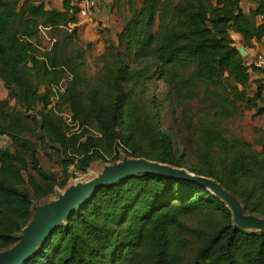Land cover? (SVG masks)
I'll return each mask as SVG.
<instances>
[{"label":"trees","instance_id":"obj_1","mask_svg":"<svg viewBox=\"0 0 264 264\" xmlns=\"http://www.w3.org/2000/svg\"><path fill=\"white\" fill-rule=\"evenodd\" d=\"M35 3L0 0V80L20 108L30 112L49 104L41 87L59 83L65 70L74 75L60 98L71 107L76 131L51 111L41 112L40 120L32 116L64 168L75 165L85 173L95 161L117 162L121 155L145 159L212 179L247 212L264 215L263 152L242 140L225 139L212 125L201 129L194 151L180 152L161 129L150 95L136 93L154 70L168 86L166 99L173 102L195 100L200 85L227 86L235 101L264 113L255 102H263L264 80L256 99L246 98L250 71H259L246 63L229 37L239 34L247 51L264 41V0H254L256 9L249 13L239 0H144L118 36L116 68L105 75L110 84L96 80L82 90L57 46L38 56L33 44L40 28L57 32L74 26L75 35L79 9L70 0H64L62 11ZM133 52L139 68L123 58ZM206 94V99L212 97ZM225 102L228 98L220 97L211 109L229 113ZM4 134L13 151L0 150V251L16 243L34 202L58 186L57 176L39 165L29 139L0 127ZM187 217L202 220L201 226L188 227ZM65 223L23 264H178L177 237L196 245L188 264H264V234L238 228L220 198L191 182L130 177L98 189Z\"/></svg>","mask_w":264,"mask_h":264},{"label":"rangeland","instance_id":"obj_2","mask_svg":"<svg viewBox=\"0 0 264 264\" xmlns=\"http://www.w3.org/2000/svg\"><path fill=\"white\" fill-rule=\"evenodd\" d=\"M35 1L36 5L43 4L46 10L56 11H62L64 2V0ZM143 1L105 0L103 8L91 16L83 17L78 15L76 17L77 24L75 26L77 30L75 35L71 34L74 26L63 28L57 32L40 28L37 38L33 41L34 50L38 52V56H42L41 54L57 46V53L60 51V57L71 62L74 73L79 76L78 85L80 90L89 88L92 82L96 80L110 84V80L106 79L107 76L105 75L107 71L113 72L116 68L113 61H116V55L120 49L118 36L129 19L131 11L138 9ZM239 2L244 11L249 9L254 0H239ZM260 22L261 19L257 18V23L260 24ZM154 29L156 30V28ZM230 34L229 37L234 46L247 51L243 42L241 40L238 42ZM260 51V49L251 51L249 53L250 57H243L247 58L246 63L250 64L258 55L263 54ZM123 58L131 67H140L138 64L140 60L136 58L135 52L131 55L130 53H123ZM65 66L63 67L64 70L68 68L66 64ZM70 72L65 70V74L56 85L49 88L41 87L39 93L48 92L49 104L46 109H44L42 104H38L36 109L30 112H24L20 108L0 80V127L11 128L19 133V136L29 139L36 150L41 168L57 176L58 186L54 187L48 196L35 201L34 208H43L56 203L66 189L98 178L107 167L127 158L121 155V160L117 162L95 161L89 165L85 173H81L75 165H70L67 169L64 168L61 164V159L55 156L54 150L47 144L44 135L32 121V116L40 120L41 112L51 111L59 115L65 125L72 129V132L77 130V128H74L73 114L69 103L62 104L60 98L72 80L73 74ZM250 72L252 73V80L246 86L245 94L248 99H256L258 87L262 85L263 79L259 72ZM238 89L241 90V87H238ZM141 91L150 95L149 98L154 103L153 112L157 115L161 129L171 136L174 145L180 152L184 151L188 155L194 151L201 129L207 125H212L221 129L225 139L242 140L252 145L257 152L264 153V113H260L258 110H250L245 107L244 103L235 101L233 93L227 86L213 88L200 85L199 95L197 94L195 100L189 101L187 98H177L173 102L169 98L166 99V95L169 92L168 86L153 70L150 79L145 82L142 88L137 89L136 93L139 94ZM207 92H211L212 97L209 96L206 99ZM262 96L263 102L255 100L260 108H264V93ZM220 97L228 98L229 102H225L224 107L229 110V113H224L222 109H211L212 106L218 104ZM184 109L188 111L184 112ZM16 113L19 116H16ZM9 114H12L13 117L10 118ZM4 149L13 151L12 140L6 134L0 135V150ZM239 202L246 216L264 220V215L247 212L242 202ZM34 212L35 209L32 210L33 214ZM201 222L202 220L200 219L184 218V223L191 228H199ZM65 225V221H63L60 226ZM245 231L264 234V232L252 230ZM188 243L189 238L177 237V252L180 256L178 264H188L194 256L196 245L188 246Z\"/></svg>","mask_w":264,"mask_h":264},{"label":"water","instance_id":"obj_3","mask_svg":"<svg viewBox=\"0 0 264 264\" xmlns=\"http://www.w3.org/2000/svg\"><path fill=\"white\" fill-rule=\"evenodd\" d=\"M238 51L241 57L246 56L243 48H238ZM137 175L170 178L203 186L227 205L238 228L264 232V220L246 216L239 200L223 190L214 180L145 159L124 158L119 163L107 167L98 178L66 189L56 203L43 208L33 206L32 210L35 209V212L21 234L16 237V243L0 252V264H23L91 194L103 186L113 185Z\"/></svg>","mask_w":264,"mask_h":264},{"label":"built area","instance_id":"obj_4","mask_svg":"<svg viewBox=\"0 0 264 264\" xmlns=\"http://www.w3.org/2000/svg\"><path fill=\"white\" fill-rule=\"evenodd\" d=\"M72 5L79 9V15L83 17L91 16L98 8L101 0H70ZM255 69H257L263 76L264 80V54L258 55L250 63Z\"/></svg>","mask_w":264,"mask_h":264},{"label":"crops","instance_id":"obj_5","mask_svg":"<svg viewBox=\"0 0 264 264\" xmlns=\"http://www.w3.org/2000/svg\"><path fill=\"white\" fill-rule=\"evenodd\" d=\"M104 3H105V0H101V2L98 5V8L95 10L94 13H96L98 10L102 9L103 6H104ZM255 9H256V5H255L254 2H252V4L249 7V9L248 10H244V12L245 13H249L250 11H254ZM231 34L233 35L234 39L238 40V42L241 40V36L239 34H236L234 32H231ZM231 34H230V36H231ZM253 44H254V46H253L252 49H249L248 51H245L247 57H250L249 53L251 51H255V50H258V49H260L261 50L260 52L264 54V41H262L261 43H258V44L254 42Z\"/></svg>","mask_w":264,"mask_h":264}]
</instances>
